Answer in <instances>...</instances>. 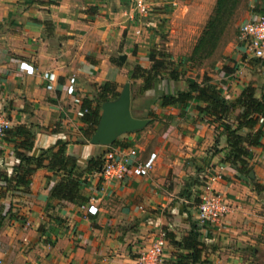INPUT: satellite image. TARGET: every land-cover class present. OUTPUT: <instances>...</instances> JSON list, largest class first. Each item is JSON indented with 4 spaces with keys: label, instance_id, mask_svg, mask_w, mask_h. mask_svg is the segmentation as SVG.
<instances>
[{
    "label": "crops",
    "instance_id": "crops-1",
    "mask_svg": "<svg viewBox=\"0 0 264 264\" xmlns=\"http://www.w3.org/2000/svg\"><path fill=\"white\" fill-rule=\"evenodd\" d=\"M51 3L0 0V113L11 130L24 127L33 135L32 150L19 152L37 157L40 150L64 141L67 155L81 169L91 158L128 149L137 151L138 161L152 160L154 166L147 176L128 174L123 181L108 184L96 174L88 176L82 192L95 199L94 215L52 200L49 187L57 178L46 168L36 170L28 184L16 191H6L0 179L1 202L13 207L11 223L6 224L5 219L0 228V264H136L160 229L168 235L166 264H185L182 257L187 251L176 243L193 227L206 264H247L240 249L258 230L254 224L259 220L257 210L264 206V162L253 167L251 180L249 174L225 163L224 130L198 112L196 102L181 112L151 105L146 99L153 93L145 94L140 113L150 107L154 116L143 128L116 138L129 145L127 148L92 144L85 134L87 126L77 115L83 100L96 98L105 83H114L122 92L129 86V73L135 65L150 66L148 55L162 52L160 31L177 11L172 7H184L183 0H151L146 15L138 13L133 0ZM243 54L247 63L250 56ZM241 63L209 75L226 97L239 96L249 84L255 87L253 68ZM259 65L264 68L263 61ZM43 72L56 75L53 90L46 89L40 77ZM202 78L184 79L200 83ZM70 79H74L73 94L61 90ZM163 87L157 86L158 95ZM167 87L181 90L185 81ZM101 113L100 108V117ZM237 115L238 111L232 114V124ZM261 130L264 135V128ZM262 140L264 143V137ZM18 163L12 144L0 139V172L11 176ZM247 163L248 168L252 166V161ZM218 171L223 180L215 189L224 194L232 210L223 230L214 234L198 225L196 209L206 178Z\"/></svg>",
    "mask_w": 264,
    "mask_h": 264
},
{
    "label": "trees",
    "instance_id": "trees-1",
    "mask_svg": "<svg viewBox=\"0 0 264 264\" xmlns=\"http://www.w3.org/2000/svg\"><path fill=\"white\" fill-rule=\"evenodd\" d=\"M36 3L50 5L51 0H34ZM93 12L94 8H91ZM150 66L143 68L135 65L129 73L130 80H140L139 93H153V96L146 99L147 103L159 104L160 108L175 107L181 112L185 111L191 102H196L195 109L204 114L205 117L217 123L223 130L226 138V149L228 153L223 161L235 166L245 176L252 169L248 168L247 158L251 148L261 146L263 131L258 127V118L264 116V91L257 97L256 89L252 84L247 85L237 97H226L221 90L212 84V79L203 76L200 83L184 79L186 71L180 63L170 61L157 51H151L148 55ZM259 63L260 59H256ZM224 70H228L225 69ZM185 81V88L171 91L167 85ZM164 84L159 95L156 92L158 85ZM121 91L114 83L107 82L98 89L97 97L92 100H83L81 108L87 112L80 118L87 126L86 136L90 140L100 121V108L104 102H112L119 98ZM140 97L141 99L143 97ZM130 94V112L132 117L138 119H152L154 116L150 107L145 114H141L140 104ZM238 111L235 124L231 123V116ZM12 144L16 150V157L19 160L14 173L7 176L0 172V179L6 191H16L20 186L28 184L29 178L38 170L46 168L57 178L56 182L49 187V196L52 200L72 206L86 204L89 197L82 192V183L88 176L98 174L103 166L102 158H91L84 169L77 165V160L66 153L64 141H57L55 145L40 150L37 157L27 156L19 150L30 152L33 148V135L24 127L8 129L2 138ZM112 146H122L119 141H114ZM46 164V165H45ZM198 200V199H197ZM13 207L9 206L8 212L0 216V228L3 226L5 217H11ZM6 215V216H5ZM168 242V235H167ZM180 249L187 251L182 261L187 264H206L202 260L203 247L199 240L197 230L193 227L188 236L181 242L176 243ZM184 264V263H182Z\"/></svg>",
    "mask_w": 264,
    "mask_h": 264
},
{
    "label": "rangeland",
    "instance_id": "rangeland-1",
    "mask_svg": "<svg viewBox=\"0 0 264 264\" xmlns=\"http://www.w3.org/2000/svg\"><path fill=\"white\" fill-rule=\"evenodd\" d=\"M183 4L184 7L182 4L172 7L177 11L165 21V28L160 31L158 46L162 47L161 53L164 57L182 64L186 76L197 79L202 75H216L222 67L229 69L231 63L248 64L253 68L251 74L256 78L253 82L256 93L263 92L264 68H261L259 61L254 58L249 57L247 63H244L248 57L243 54L238 32L241 24L264 12V0H183ZM128 82L132 98H140L142 94L139 93V80L129 79ZM139 100L137 103L141 104L143 100ZM262 141L260 147L250 149L247 160L252 161V166H249V169L263 165ZM2 199L1 197L0 216L8 212L7 206L1 202ZM257 211L259 220L254 225L258 230L249 235L246 246L240 249L248 261L247 264H264V206ZM12 216L5 217L6 224L11 223L9 220Z\"/></svg>",
    "mask_w": 264,
    "mask_h": 264
},
{
    "label": "built area",
    "instance_id": "built-area-1",
    "mask_svg": "<svg viewBox=\"0 0 264 264\" xmlns=\"http://www.w3.org/2000/svg\"><path fill=\"white\" fill-rule=\"evenodd\" d=\"M149 1L151 0H133L134 7L139 14L146 15L148 13ZM238 39L247 55L264 61V12L240 25ZM40 77L45 82L47 90L54 89L57 82L54 73L43 72ZM73 82L74 79H70L69 84H62L61 90L67 94H73ZM74 102L80 103V99L75 98ZM86 112V109H79L77 115L82 117ZM258 127L264 128V116L258 118ZM8 129H10V124L0 113V139L5 136ZM102 159V169L96 175L103 184L121 182L128 174L133 177L147 176L154 166L152 160L138 161L135 149L107 152ZM222 180L223 174L220 171L212 173L206 178L197 196L196 221L200 227L206 228L214 234L223 230L225 218L232 210L224 194L215 189V184ZM94 201V198L89 199L86 204L79 206L80 210L94 215L96 213V208L92 205ZM166 247L167 233L160 229L154 240L140 252L136 264H166Z\"/></svg>",
    "mask_w": 264,
    "mask_h": 264
},
{
    "label": "water",
    "instance_id": "water-1",
    "mask_svg": "<svg viewBox=\"0 0 264 264\" xmlns=\"http://www.w3.org/2000/svg\"><path fill=\"white\" fill-rule=\"evenodd\" d=\"M101 109L100 121L90 139V142L95 145H111L119 135L139 130L149 123L148 119L132 117L128 85L124 87L117 100L104 103ZM248 177L254 179V173L251 171Z\"/></svg>",
    "mask_w": 264,
    "mask_h": 264
}]
</instances>
